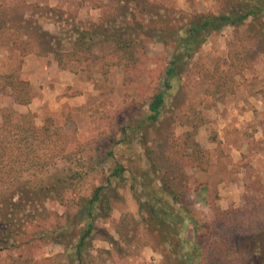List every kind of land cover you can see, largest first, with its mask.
I'll return each instance as SVG.
<instances>
[{"label": "rangeland", "instance_id": "obj_1", "mask_svg": "<svg viewBox=\"0 0 264 264\" xmlns=\"http://www.w3.org/2000/svg\"><path fill=\"white\" fill-rule=\"evenodd\" d=\"M239 1L0 0V24L31 28L23 51L10 49V34L1 43L0 121L10 111L29 114L37 126L49 120L72 138L68 158L47 176L72 187L62 202L44 201L46 216L22 229L28 227L25 243L0 252V264H264V25L209 34L186 60L160 120L139 133L129 129L141 122L174 53L167 31L194 13L231 11ZM138 3L145 12L133 21L129 11ZM124 21L148 26L150 34L144 47L136 45L146 71L133 82L116 65L102 75L104 62L122 58L117 48L77 40L78 30L108 35ZM10 75L25 82V102L11 96ZM116 164L126 168L122 178L110 177ZM101 185L96 229L77 259L78 237L54 231L61 232L66 210L74 212L72 200ZM158 186L179 194L178 202L164 197L187 210L161 231L138 213Z\"/></svg>", "mask_w": 264, "mask_h": 264}, {"label": "trees", "instance_id": "obj_2", "mask_svg": "<svg viewBox=\"0 0 264 264\" xmlns=\"http://www.w3.org/2000/svg\"><path fill=\"white\" fill-rule=\"evenodd\" d=\"M132 2L134 3L135 0ZM142 6L138 3L130 9L129 18L131 20L136 21V16L145 12ZM114 9H118V4ZM263 16L264 0H241L231 11L194 13L193 20L188 21L183 27L169 29L167 33H171L174 38V53L161 72V84H155L153 88L141 122L135 128H129L132 133H139L138 130L142 124L152 125L160 120L173 88L180 80L186 60L198 50L209 34L219 32L225 27L236 29L244 24L259 29L264 25L261 20ZM124 22L125 25L121 29L119 28L118 31L108 35L92 30H78L77 40L81 44L90 41L88 43L90 47L104 44L111 48H117V51L122 53V58L118 62H104L102 75L106 77L109 66L116 65L125 73V81L133 82L146 71L145 62L136 57V45L141 42V46L144 47V42L147 41L150 34L147 30L148 26L142 28L137 23ZM25 28H28V31ZM25 28L18 24L13 27L0 24V46L10 34L9 37L13 39L10 49H14L15 46L16 49L23 51L27 42L23 36L28 39L31 32L28 25ZM139 36L141 38H138ZM141 39L144 41L142 42ZM161 41L167 43L165 39H161ZM55 53L58 64L63 66L66 62L61 59L63 58L62 54L58 50ZM6 79L14 101L16 103L25 102L27 96H23L19 90V86L24 85L25 82H15L14 75L7 76ZM25 91L27 90L24 89ZM70 135V133L64 132L61 127L54 126L49 120L37 126L29 114L10 111L2 115L0 121V252L25 243L22 238L26 236L28 227L22 229L28 224L38 222L40 217L46 216L44 201L53 199L62 202L65 198V190L72 187L71 182H67V179L47 178L51 174L50 169L56 166V162L59 159L66 160L71 153L69 150L72 142ZM125 171L126 168L122 164H116L110 177L122 178ZM134 180L133 176L131 181ZM130 189L131 191L135 190L134 182L131 183ZM169 189V186H158L155 191H148L145 202H139L138 213L144 217L143 219L149 227L159 231L174 227L171 222L176 217L174 213L179 215L180 209V211H187L185 207L175 209L171 201L178 202L179 194ZM103 190L104 186L101 185L95 188L91 197L79 196L76 201L72 200V203H75L73 204L74 212L70 213L66 210L65 223L59 228L61 232L54 231L58 233L59 237L62 235V231H68L78 237L75 246L77 259L81 258V248L85 246L86 240L96 229L93 220L97 216L96 211L98 213L100 210ZM164 195L168 196L171 201L165 200L167 197ZM26 207L31 209L25 211ZM35 208L39 210V216L37 215L38 210ZM178 215L177 217H179ZM83 219L86 223L77 229ZM183 221L190 222L193 227L195 226L194 220L190 217ZM72 234L69 235L72 236ZM60 240L63 241L64 238Z\"/></svg>", "mask_w": 264, "mask_h": 264}]
</instances>
